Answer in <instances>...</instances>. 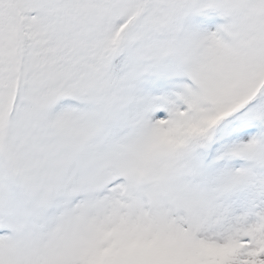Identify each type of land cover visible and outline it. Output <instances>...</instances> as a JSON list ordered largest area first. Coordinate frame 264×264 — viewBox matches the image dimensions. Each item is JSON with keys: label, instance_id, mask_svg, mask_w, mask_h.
Masks as SVG:
<instances>
[{"label": "snow or ice", "instance_id": "6c2138e0", "mask_svg": "<svg viewBox=\"0 0 264 264\" xmlns=\"http://www.w3.org/2000/svg\"><path fill=\"white\" fill-rule=\"evenodd\" d=\"M0 264H264V0H0Z\"/></svg>", "mask_w": 264, "mask_h": 264}]
</instances>
